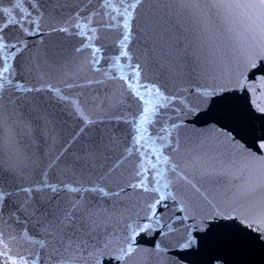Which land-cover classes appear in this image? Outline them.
I'll use <instances>...</instances> for the list:
<instances>
[{
	"label": "snow or ice",
	"instance_id": "snow-or-ice-1",
	"mask_svg": "<svg viewBox=\"0 0 264 264\" xmlns=\"http://www.w3.org/2000/svg\"><path fill=\"white\" fill-rule=\"evenodd\" d=\"M0 264H264V0H0Z\"/></svg>",
	"mask_w": 264,
	"mask_h": 264
}]
</instances>
